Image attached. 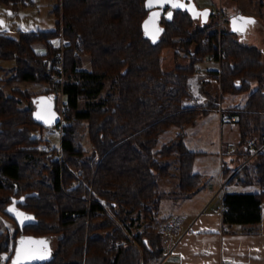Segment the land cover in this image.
I'll list each match as a JSON object with an SVG mask.
<instances>
[{
    "label": "trees",
    "instance_id": "trees-1",
    "mask_svg": "<svg viewBox=\"0 0 264 264\" xmlns=\"http://www.w3.org/2000/svg\"><path fill=\"white\" fill-rule=\"evenodd\" d=\"M0 2L16 8L31 0ZM166 4H156L162 9L158 12L148 0H56L55 30L17 38L0 34V61H16L15 74L0 79V210L17 227L15 248L21 237L58 242L47 259L31 264L163 263L168 220L160 215V179L170 176V159L178 153L181 193L189 195L201 185L202 174L195 171L199 153L185 139L188 129L217 107L219 97L195 107H184V100L190 95V76L209 56L219 69L208 77L219 82L222 95L248 94L246 104L229 113L240 127L241 142L234 149V166L223 165L225 190L233 184L260 187L255 192L226 190L223 223L259 230L264 208L262 51L241 43L237 32L223 30L210 11L207 21L194 26L193 9L170 13L172 6ZM154 12L162 29L155 38L146 30ZM61 37L64 46L54 42ZM40 46L46 53L36 51ZM168 47L177 58L188 54L184 58L190 63L163 70L161 53ZM86 56L89 67L84 66ZM62 63L69 110L56 124L61 145L51 147L37 135L47 124L34 116L35 99L56 95L53 75ZM28 83L44 84L47 90L38 94L19 86ZM5 84L18 86L7 93ZM24 100H29L26 108ZM173 127L179 129L177 138L160 146ZM85 129L93 145L90 153L82 141ZM249 141L256 155L248 150ZM24 196L18 206L35 221L21 229L7 209ZM10 240L0 223V254Z\"/></svg>",
    "mask_w": 264,
    "mask_h": 264
},
{
    "label": "rangeland",
    "instance_id": "rangeland-1",
    "mask_svg": "<svg viewBox=\"0 0 264 264\" xmlns=\"http://www.w3.org/2000/svg\"><path fill=\"white\" fill-rule=\"evenodd\" d=\"M176 2L182 4L183 7H171L170 13L178 8L193 9L197 16L194 26L202 24V20L205 17L203 13L207 11H210V13L214 15H218L220 27L225 31L234 30L231 24V18L237 13H241L243 16L247 17V21H254V23H247L246 27L242 28V31L238 33V38L243 44L257 46L262 51V62L264 64V0H176ZM55 4L56 0H31L27 6L19 5V7L15 8L12 4L0 2V21H3V26H0V34H6L17 38L21 33L40 32L41 30V32L52 31L49 29L46 31L45 29L49 27V19L54 20L55 28L53 30H55ZM153 6L154 11H162L156 4H153ZM9 12L13 13V15H8ZM54 42L62 46L65 44L63 37L56 39ZM40 48L46 50L45 47L40 46L38 47L39 52ZM195 49V46L192 45L190 50L194 52ZM161 55L162 68L165 71H171L177 66H185L190 63V60L184 58L188 54L182 53V57L177 58L174 48H164ZM84 66H90L88 56L85 57ZM15 67L16 61L14 60L0 61V79H8L13 76L15 74ZM198 68V72L189 78L190 95L184 100V107L206 105L209 101V97H215L216 99L219 97L217 101L215 100L217 107L202 116L197 126L189 128L188 135L185 139L190 149L199 153L196 159L195 171L202 174L201 185L189 195L181 193L179 154L174 153L170 159L172 163L170 176L160 179L164 191L163 207L160 213L162 217H167L170 213H174V215H181L184 212L190 213V209L196 204L195 202H197L196 206L198 207L199 203L202 202L201 200L203 198L206 199V197L198 195L197 191H204L203 193H205L206 186L208 188L211 183H216L215 191H219L222 186L221 177H223V165L226 164L229 168L234 166L233 158L235 154H231L232 148H238L241 142L240 127L236 120H234L235 117H232L229 113L230 109L233 107L241 108L244 106L248 100V94L232 93L222 95L219 82L213 79L214 76L208 77L209 71L219 69V63L213 60V58H210V56L207 57L206 61L201 63ZM66 77L65 74V78ZM204 80L208 81L206 85L203 84ZM16 86L18 85H4L7 93H11L12 89ZM19 86L32 93L38 94L47 90L46 85L39 83L20 84ZM64 101L65 98L59 95L57 106L60 114L62 113L63 115L66 110L62 107ZM28 106L29 100H24L22 107L26 108ZM178 130L177 127H173L166 132L161 138L160 146H162L163 143L176 139ZM37 135L41 136L45 143H48L51 147H60L61 145L62 133L57 125L49 124L44 126L41 131L37 132ZM82 141L85 148L90 153L93 149V145L89 141L87 129L82 130ZM227 179L228 178H224L223 183L227 184ZM259 189V185L243 186L233 184L229 185L226 190L235 192H255ZM222 190L223 192L226 191L224 187ZM181 194L184 200L179 199ZM0 223L3 230H5L11 238L9 248L0 254V258L8 254L9 261L15 251L14 234L16 233L17 227L14 221L1 210ZM57 246V240L53 239L52 249L56 250ZM167 260L168 257L163 260V264H169ZM11 263L23 264L17 261L15 256L11 259Z\"/></svg>",
    "mask_w": 264,
    "mask_h": 264
},
{
    "label": "crops",
    "instance_id": "crops-1",
    "mask_svg": "<svg viewBox=\"0 0 264 264\" xmlns=\"http://www.w3.org/2000/svg\"><path fill=\"white\" fill-rule=\"evenodd\" d=\"M49 21L46 31L55 28L54 20ZM36 51L39 52L38 48ZM39 53L44 54L46 50L40 48ZM233 153L236 156L234 147L231 154ZM221 182L219 191H215L216 183H211L208 188L206 186L205 193L197 191L198 195L206 199L203 198L198 207L195 202L190 213L181 214L186 218L189 227L183 230L179 240L168 235L165 259L168 257L169 264H264V208L263 220L257 232H248L241 226L224 224L222 213L219 211L223 206L225 194L222 189L226 186L223 177ZM179 199L184 200L183 195ZM173 215L174 213H170L167 220Z\"/></svg>",
    "mask_w": 264,
    "mask_h": 264
},
{
    "label": "water",
    "instance_id": "water-1",
    "mask_svg": "<svg viewBox=\"0 0 264 264\" xmlns=\"http://www.w3.org/2000/svg\"><path fill=\"white\" fill-rule=\"evenodd\" d=\"M166 5H170V3H167ZM204 14V20H208L207 13ZM206 14V15H205ZM158 13L154 12L152 17L147 21L146 23V30L148 35L152 36L153 38L158 37L161 33V26L159 22L157 21ZM240 18H243L244 21H247L248 18L243 16V14L235 15L231 18V24L233 26L232 31L234 32H241L242 28L246 27V24H242ZM235 21V25H234ZM36 103V110L34 113L35 118L47 125L49 124H59L61 123V114L58 110L57 106V95L55 96H40L35 99ZM35 195V194H32ZM26 200V197H22L20 199H15L14 202L10 205V207L7 209V213L15 218L21 229L28 224L35 221V216L29 212L24 211L23 209L19 208L18 203L22 202L24 203ZM9 209H13L14 211H9ZM15 213H21L23 214L21 217H17ZM24 217H30L31 219H24ZM22 221V222H21ZM21 241H25V243L22 245ZM44 242V240H41ZM41 241H37L33 238H26L21 237L16 245L14 256H19V261L23 264H31L34 262H38L40 260H44L46 257H38L37 253L40 251L41 247L44 243H38ZM47 242V241H46ZM51 252H49L50 254Z\"/></svg>",
    "mask_w": 264,
    "mask_h": 264
},
{
    "label": "built area",
    "instance_id": "built-area-1",
    "mask_svg": "<svg viewBox=\"0 0 264 264\" xmlns=\"http://www.w3.org/2000/svg\"><path fill=\"white\" fill-rule=\"evenodd\" d=\"M62 54H63V51H62ZM59 57H61L63 59V55H57ZM53 78H54V81L59 85V87L57 88V95H62V98H65L64 97V93H63V86L66 82V78H65V69H64V65L63 63L62 64H58L56 66V71L53 75ZM63 109L65 110H69V108L67 106L62 105ZM65 110V111H66ZM61 117L63 118V114L61 113ZM235 120V118H234ZM248 150L250 152H252L254 155H256V152H255V148H254V143L252 141H249L248 143ZM59 156H61V154L59 153ZM56 159V158H55ZM242 166L239 167V169L241 168ZM224 206H222L221 209H219L220 213L223 212L224 210ZM186 227H189V225L187 224V221H186V218L183 216V215H173L166 223H165V226H164V232L167 234V235H170V236H173L175 237L177 240H179L182 236V232L183 230L186 228ZM8 257L9 255L7 254L6 255H3L1 256L0 258V264H7V261H8ZM225 264H234V263H225Z\"/></svg>",
    "mask_w": 264,
    "mask_h": 264
},
{
    "label": "snow or ice",
    "instance_id": "snow-or-ice-1",
    "mask_svg": "<svg viewBox=\"0 0 264 264\" xmlns=\"http://www.w3.org/2000/svg\"><path fill=\"white\" fill-rule=\"evenodd\" d=\"M165 3H170L172 7H183L182 4H179L176 2V0H148V6L151 7L153 4H159L160 6H163ZM8 15H13V13L9 12ZM170 18V13L168 14ZM206 15V14H205ZM242 24H247V23H254V21H244L243 18H240ZM235 25V21H234ZM0 26H3V21H0ZM9 211H14L13 209H9ZM17 217H21L23 214L21 213H15ZM24 219H31L30 217H24ZM22 222V221H21ZM25 241H21V244L23 245ZM38 243H46V242H38ZM17 261H19V256L17 257Z\"/></svg>",
    "mask_w": 264,
    "mask_h": 264
},
{
    "label": "flooded vegetation",
    "instance_id": "flooded-vegetation-1",
    "mask_svg": "<svg viewBox=\"0 0 264 264\" xmlns=\"http://www.w3.org/2000/svg\"><path fill=\"white\" fill-rule=\"evenodd\" d=\"M236 15H239V13H237ZM52 250H53L52 249V242H46V243L43 244V246L41 247L40 251L37 253V256L38 257L45 256L46 257L45 259H47L50 256V254H51V253L49 254V252H51Z\"/></svg>",
    "mask_w": 264,
    "mask_h": 264
}]
</instances>
